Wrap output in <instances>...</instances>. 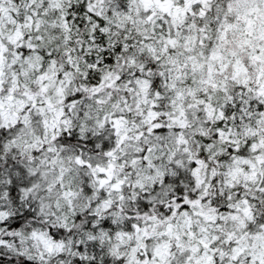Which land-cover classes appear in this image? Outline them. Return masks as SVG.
<instances>
[{"label": "snow or ice", "instance_id": "6c2138e0", "mask_svg": "<svg viewBox=\"0 0 264 264\" xmlns=\"http://www.w3.org/2000/svg\"><path fill=\"white\" fill-rule=\"evenodd\" d=\"M0 264H264V0H0Z\"/></svg>", "mask_w": 264, "mask_h": 264}]
</instances>
